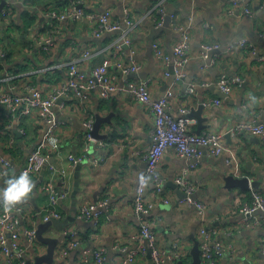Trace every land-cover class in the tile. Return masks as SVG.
I'll list each match as a JSON object with an SVG mask.
<instances>
[{
    "label": "crops",
    "instance_id": "1",
    "mask_svg": "<svg viewBox=\"0 0 264 264\" xmlns=\"http://www.w3.org/2000/svg\"><path fill=\"white\" fill-rule=\"evenodd\" d=\"M74 1L77 0H5L4 6L12 7L9 21L0 17V48L8 54L7 64L0 70V90L14 84V91L19 93L26 83L31 82L48 93L65 80L67 64L75 61L79 69L91 73L105 57L112 59L108 72L116 76L121 86L126 77L120 73L116 62L127 61L132 56L141 67L128 77L134 80L149 77L153 97L169 91L171 111L178 116L180 108L186 107L191 112L200 102L220 96L217 86H203L199 84L201 80L216 81L221 73L238 74L242 82L233 86L228 94L230 98L221 97L219 104L211 102L204 107L208 126L202 127L200 132L207 129L224 132L226 143L239 156L241 173L249 179L260 180L258 187L264 188V142L249 132L241 131L233 137L229 131L241 120L257 121L264 117V60L258 58L264 54V10L259 6L260 0H253L254 14L251 16L243 14L241 6L233 5L231 0H80L79 6L86 11L99 12L111 8L114 18L120 22V29L103 31L99 35L94 34L95 24L83 16L57 20L50 15L52 9L57 13L70 10ZM160 1L167 12L176 13V19L170 18L168 23L165 20L162 25H156L153 18H160L155 12ZM124 7L130 9V25L126 22ZM7 25L15 26L16 30L7 32ZM126 30L130 43L124 44L119 51L114 50L112 42L115 36ZM182 30L189 34V58L184 66L185 77L174 81L163 74L165 66L154 55L152 42L157 40L164 52L171 54ZM45 37L54 40V45L48 50L38 42ZM241 39L246 40L243 46L236 43ZM202 43L219 45L218 49L210 51L214 64L207 67H203L204 61L199 56ZM230 44L234 46L230 48ZM85 48L90 50L88 56L82 55ZM192 81L197 85L193 92H187V84ZM110 109L114 112L111 116L114 124L103 123L100 128L106 137L87 142L82 125L87 115L95 111L105 115ZM189 112V127L195 132L197 120ZM55 114L59 121L60 150L49 155L42 175L39 172L33 176L35 186L32 194L19 201L26 210L22 227L34 226L37 229L48 199V192L41 186L45 181H51L56 189H60V170L64 169L68 195L58 204L63 217L59 219L61 223H57L63 226V230L51 225L44 231L45 235L60 238L53 264H78L82 253L94 258L93 251L101 248L105 250L104 259L94 264H119L127 252L139 244L132 237L140 226V216L133 210L132 198L146 165L143 151L152 141V116L147 107L131 98L124 88H118L106 97L96 92L87 93V97L70 92L57 100ZM42 131L37 112L32 110L28 114L16 113L13 116L4 105H0V151L12 158L13 172H17L25 162L28 152L40 140ZM226 133H229V138ZM100 140L102 145L98 143ZM69 154L84 156L77 163L80 164L77 212L82 204L106 200L97 221L78 219L77 212L75 219L67 218L72 206V191L76 188V166L70 167ZM95 157L100 161L94 163L92 158ZM224 158L225 154L215 156L206 151L198 166L187 174L198 183L194 196L206 204L207 225L216 229L215 238L236 247L234 256L230 257L226 251L227 254L215 264H229L231 260L245 264L244 259L250 264H264L261 253L264 221L253 228L240 226L238 205L246 197L247 190L226 185L225 178L229 173ZM185 164L173 149L164 151L158 163L164 180L163 192H156L153 182L147 184L145 198L153 202V207L145 217L154 223L159 248L166 250L176 245L182 251V260L191 262V248L195 240L199 241L202 224L195 207L181 203V196L170 185ZM52 165L56 169L62 168L56 170L51 168ZM69 229L79 230L81 243L64 256H59L61 248L69 240ZM24 239L20 235V241ZM45 249L46 246L38 241L36 251ZM33 254L28 253L31 257ZM0 264H10L1 248ZM129 264H153L149 249L138 254Z\"/></svg>",
    "mask_w": 264,
    "mask_h": 264
},
{
    "label": "built area",
    "instance_id": "2",
    "mask_svg": "<svg viewBox=\"0 0 264 264\" xmlns=\"http://www.w3.org/2000/svg\"><path fill=\"white\" fill-rule=\"evenodd\" d=\"M231 1L233 5L241 6L243 14L248 16L254 14L253 0ZM72 4L70 10L57 13L52 9L50 15L57 20H63L69 16L73 18L83 16L92 24H95L94 34L96 35L101 34L103 31H113L121 27L118 19L114 18L111 8H106L99 12L86 11L79 6L80 0L74 1ZM259 6L264 10V0H260ZM123 10L127 17L126 22L130 25L132 23L128 18L130 9L129 7H124ZM155 12L160 16L159 19L156 16L153 18L156 25H162L167 15L173 20L176 19V13L167 12L161 1L156 5ZM10 15L9 5L0 9L2 20L8 21V18L11 19ZM174 27L179 30L177 26ZM245 41V39H241L236 43L243 46ZM38 42L44 50H48L54 45V40L51 37L39 39ZM129 43L130 38L126 30L121 35L115 36L112 47L114 50L119 51L124 44ZM233 46L234 44H230V48ZM152 48L156 58H160L163 61L165 66L163 74L165 76L172 77L174 81L182 80L185 77L184 66L189 58L188 52L190 49L188 32L182 30L181 37L173 46L171 54L164 52L157 40L152 42ZM218 48L219 45L217 43L201 44L199 56L204 61L203 67L214 64L210 51ZM89 54L90 50L86 48L82 52L83 56H88ZM4 56L5 51L0 48V57ZM258 58L264 60V54L258 55ZM76 63L73 61L67 64L69 67L65 80L54 86L48 93H44L40 87L33 85L31 82L26 83L23 86V90L19 93L14 91V84H10L7 89L0 90V105H4L11 115L15 116L16 113L28 114L33 110L38 113L43 128L40 140L28 152L25 162L19 167L17 172L12 170L14 167L12 158L7 157L0 151V188L6 184L10 175L19 174L24 170H28L32 177L38 175L42 167L47 163L49 155L59 152L60 144L57 133L59 121L55 114V106L60 97L66 96L70 92L82 97H87V93L96 92L99 96L106 97L112 91L124 88L131 98L141 101L147 107L153 119V128L152 141L145 147L142 155L146 165L137 181L132 198L133 210L140 216L139 230L132 237L139 244L130 249L119 264H129L138 254L145 253L148 249L153 264H175L179 259H182V251L176 245L166 250L157 246L154 223L145 217L153 207V202L145 198L147 184L151 181L155 185L156 192L160 194L163 192L164 180L160 175L158 163L167 148L173 149L175 155L186 162L181 172L175 176L174 181L185 193L184 196L180 197V202L193 205L202 224L199 230V248L202 262L215 264L218 259L227 254L226 251L230 257L234 256L235 245L215 238L216 229L207 225L206 204L194 196L198 183L187 176L190 170L198 166L206 151L215 156L225 154L224 161L227 173L234 176H243L239 156L236 150L226 143L224 132L207 129L196 133L191 130L189 127L191 119L187 116L189 109L186 107L180 108L181 114L178 116L174 115L170 107L169 91L158 97H153L150 92L151 79L149 77L138 80L128 77L129 74L137 72L141 67V64L133 59L132 56L127 61L118 60L116 62L120 73L126 77L121 86L118 85L116 76L108 72V68L112 63L110 57H105L91 73L79 69ZM241 82L242 79L238 74L227 75L226 73H221L216 81L204 79L199 84L206 87L215 85L221 92L229 94L233 86ZM196 85L194 81L189 82L186 91L193 92ZM221 99L220 96H215L212 99L202 101V103L205 107L211 102L219 104ZM93 121L94 114L89 113L82 123L83 134L87 142L93 140L91 134ZM229 131L233 137H236L241 131L249 132L264 142V117L257 121L253 119L241 120L232 126ZM98 143L102 145L103 141L100 140ZM83 157L69 154L70 167H75ZM92 161L97 163L100 158H92ZM51 168L56 169L53 165ZM65 173L64 169L60 170V189H56L51 181H45L41 186L42 189L48 192L42 221L61 219L63 217V212L59 209L58 204L68 195L67 176ZM145 179L147 180L146 183L144 182ZM248 190V198L238 205L239 223L241 227L253 228L264 221V190L252 186ZM164 200H168V198L164 197ZM104 204H106V200H100L93 204H82L77 212L78 219L97 221L100 218ZM24 214H26V210L19 202L9 208L0 201V248L10 264H24L29 252H37L36 227H22ZM67 233L69 240L61 248L59 256H64L70 249L78 247L81 243V234L77 229H69ZM20 235L25 237L24 241H20ZM104 252L103 248L95 249L92 253L94 258H91L87 253H82L78 264L100 263L104 259ZM261 253L264 255V242L261 246ZM229 264L236 263L231 260Z\"/></svg>",
    "mask_w": 264,
    "mask_h": 264
},
{
    "label": "water",
    "instance_id": "3",
    "mask_svg": "<svg viewBox=\"0 0 264 264\" xmlns=\"http://www.w3.org/2000/svg\"><path fill=\"white\" fill-rule=\"evenodd\" d=\"M5 0L0 1V9L3 8L5 5ZM170 19L169 15L166 16L167 23L168 20ZM218 94L220 97H223L225 99L230 98L228 94H225L221 92L219 89H217ZM204 112V105L202 102H200L197 106V108H193L191 112H189V115L193 116L197 120V128L195 130L196 133H200L202 127H207L208 124L206 121L208 120V116L203 114ZM113 110L110 109L109 113L103 115L99 113L98 111L94 112V121L91 129V134L93 139H101L103 137H106V134H102L100 132V128L103 123H109L113 125V121L111 120V116L113 114ZM227 138H229V133L225 134ZM86 160V159H84ZM44 170L41 169L40 175H42ZM79 170H80V164L76 165V181H75V186L76 188L72 191V206H71V211L68 213L67 218L68 219H75L76 217V212H77V205H76V193L78 189V182H79ZM226 185L228 187L231 186H237L242 190H248L250 186L254 188H258L260 184V180H255V179H249L248 176L243 175V176H234V175H227L225 178ZM170 185L174 188H176L178 194L180 196H184L185 193L178 188L177 184L174 182H170ZM57 223H61L59 219H51L47 221H42L38 223L37 229H36V238L39 242L44 244L46 246L45 251L43 252H34V255L32 257H27L25 259L24 264H53L56 261L55 254H56V246L58 242L60 241V238L57 236H52V235H45L44 231L46 228L50 227L51 225H57ZM58 226V225H57ZM60 230H63V226H58L57 227ZM191 254H192V261L191 262H185L182 259H179L175 264H202L201 260V255H200V248H199V241L195 240L192 248H191ZM245 264H250L249 261L244 259Z\"/></svg>",
    "mask_w": 264,
    "mask_h": 264
},
{
    "label": "clouds",
    "instance_id": "4",
    "mask_svg": "<svg viewBox=\"0 0 264 264\" xmlns=\"http://www.w3.org/2000/svg\"><path fill=\"white\" fill-rule=\"evenodd\" d=\"M34 186L35 180L28 170L10 175L6 184L0 188V201L10 208L17 202L27 199L32 194Z\"/></svg>",
    "mask_w": 264,
    "mask_h": 264
},
{
    "label": "trees",
    "instance_id": "5",
    "mask_svg": "<svg viewBox=\"0 0 264 264\" xmlns=\"http://www.w3.org/2000/svg\"><path fill=\"white\" fill-rule=\"evenodd\" d=\"M10 6H11V5H10ZM10 6H9V8H10ZM11 7H12V6H11ZM0 17H1V16H0ZM7 58H8V54H5L4 57H0V70H1V69H4V64H5L6 61H8ZM6 64H7V63H6ZM6 64H5V66H6ZM258 188L261 189V190H264V188H260V187H258ZM248 196H249V190H247L246 197H244L243 200L247 199ZM243 200H242L240 203H242ZM78 232H79V230H78ZM79 233H80V232H79ZM80 234H81V233H80Z\"/></svg>",
    "mask_w": 264,
    "mask_h": 264
},
{
    "label": "rangeland",
    "instance_id": "6",
    "mask_svg": "<svg viewBox=\"0 0 264 264\" xmlns=\"http://www.w3.org/2000/svg\"><path fill=\"white\" fill-rule=\"evenodd\" d=\"M10 19L8 18V21H9ZM9 24V23H8ZM13 30H16V28H15V26H11V25H7L6 26V31L7 32H9V33H12L13 32ZM25 30H28V28H25Z\"/></svg>",
    "mask_w": 264,
    "mask_h": 264
}]
</instances>
